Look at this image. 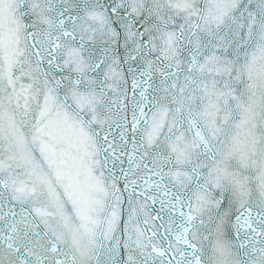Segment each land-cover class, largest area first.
<instances>
[{"label": "snow or ice", "instance_id": "6c2138e0", "mask_svg": "<svg viewBox=\"0 0 264 264\" xmlns=\"http://www.w3.org/2000/svg\"><path fill=\"white\" fill-rule=\"evenodd\" d=\"M0 264H264V0H0Z\"/></svg>", "mask_w": 264, "mask_h": 264}]
</instances>
